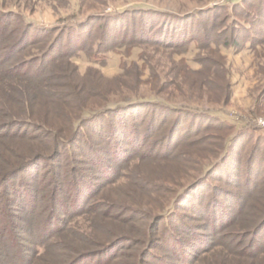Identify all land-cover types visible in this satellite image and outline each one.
Listing matches in <instances>:
<instances>
[{
  "label": "rangeland",
  "instance_id": "1",
  "mask_svg": "<svg viewBox=\"0 0 264 264\" xmlns=\"http://www.w3.org/2000/svg\"><path fill=\"white\" fill-rule=\"evenodd\" d=\"M237 3H243V8L236 19L252 27L255 34L253 47L247 45L242 49L240 46L233 50L219 46L215 52L198 48L204 33L214 34L223 28L226 12L220 10L221 6ZM131 8L168 11L186 17L194 10H208L205 11L207 15L200 19V25L196 22L188 26L179 24L189 34H197L196 43L164 50L132 48L128 46V40L133 34L132 28H138V18L127 16L123 23L124 26L129 25L126 46L119 47L120 39L110 40L111 50L103 64L93 63L85 53L75 56V50H72L69 60L64 61L59 69L63 75L77 72L84 79L83 83L90 82L96 86L97 90L91 95L93 98L87 100L90 112L129 101H167V104L177 108L211 112L231 128L222 130L213 122L203 124L195 120V133L175 145L174 153L167 159H160L164 147L158 139L161 124H156L151 132L144 134L142 117L145 110L142 109V117L138 120L141 141L136 148L137 153L120 166L103 159L104 166L110 165L111 172L107 173L106 167L94 168L95 164L90 161L81 165L75 163L77 172L63 178L60 175L67 166L62 158L57 166L36 167L30 174L15 178L11 184L25 196L34 197L31 200L34 211L27 212L29 204L21 202L20 197L5 209L0 198V264H70L76 253L97 254L91 256L95 257L93 260L77 264H264V257L261 258L264 247L257 256L235 254L252 239L259 247L264 243L260 240L261 234L240 236L237 235L239 232L246 233L247 230L235 227L242 217L249 221L251 213L264 199V174L258 178L255 174L259 164L264 170V145L261 142L254 147V139L245 145L240 139L248 131L253 136L264 135V126H260V121H264V35H261L264 33V18L259 16L264 13V0H0V36L3 29L6 28L8 34L21 23H27L29 28L36 26L49 30L51 32L46 34L33 27L23 45L27 46L29 54L36 55L39 54L38 46L45 50L54 40V52L50 50L49 54L57 61L60 53L73 46L70 40H62L61 32L68 25H81L85 29V34L90 35L85 43L88 48L102 24L98 22L93 26L94 22L90 21ZM253 20H256L255 23ZM212 23L216 24L211 27ZM171 28L169 32L172 34L180 33L181 29ZM123 29L126 31L128 28ZM220 43L222 39L217 41V46ZM7 45V41L0 39L2 69L17 66L29 56L24 55L25 50L20 46L21 49L4 58ZM193 60L200 62L201 66ZM185 61L195 70L213 69L211 80L203 82L195 76H186L181 70ZM137 114L135 111L131 116ZM183 119L186 121L183 127H186L190 118ZM52 121L54 124L50 126L58 130L60 124L54 119ZM33 133L39 138L34 144L40 146L44 141L40 137L42 133ZM235 136V140L238 139L231 143L232 157L218 165L217 174L213 177L220 176L229 168L234 173V167L240 163L237 168L241 174L240 180L237 179L240 184H235V176L230 181L211 179L213 187L201 181L202 184L198 182L192 191L176 198L183 187L201 176L202 169H209L217 162L226 140ZM98 143L103 146L100 141ZM246 177L253 184V192L250 184L247 186ZM22 180L25 183L22 184ZM73 186L80 200V205L76 207L71 202ZM2 192L3 189L0 190ZM7 197L13 198L12 195ZM254 198L256 201H253ZM175 199L174 205L179 207L175 211V220L180 221V226L176 221L172 222L174 234L183 241L177 246L163 236V226L158 223L162 213L170 208ZM233 201L236 203L233 204ZM215 203L234 219V225H224L220 230V223L209 222L210 210L213 215H221L214 208ZM120 204L123 205L121 208L118 207ZM211 206L214 207L210 209ZM62 208L66 210L65 214ZM8 223H11L9 229ZM46 227L54 234L46 240L49 249L44 254L43 250L37 249L42 242L37 238L40 229ZM146 233L150 235L149 240L145 239ZM224 234L236 235L237 241L220 238ZM118 238H121L119 244L104 255L98 254ZM11 239L17 242L13 248L8 247ZM69 245L77 252L67 253L64 247ZM16 250L20 251L18 255L14 252ZM19 257L23 258L22 262Z\"/></svg>",
  "mask_w": 264,
  "mask_h": 264
},
{
  "label": "trees",
  "instance_id": "2",
  "mask_svg": "<svg viewBox=\"0 0 264 264\" xmlns=\"http://www.w3.org/2000/svg\"><path fill=\"white\" fill-rule=\"evenodd\" d=\"M242 5L243 3L231 4L229 6L222 5L220 10L226 12L224 15L225 22L223 23V28L220 31H216L214 34L204 33L198 48L207 52H215L219 46L233 50L240 46L242 49L247 45L249 48L253 47L255 34L252 31V27L236 19L237 15L242 13ZM206 10H208V8L194 10L186 17L185 15H179L168 11L148 8H131L121 13L109 14L101 19L94 18V21H90L94 22L93 26L98 22H102V24L99 25L96 38L88 48L86 42L90 39V35L85 34V29H83L81 25H68L64 31L61 32L63 37L62 40H70V44L73 43V46H69L64 53H60V58L57 61H54L52 55L49 54V51L52 50L54 40L50 42L45 50L38 46L37 51L39 54L36 55L29 54L30 51L26 49L27 46L23 45L28 40V32H30L33 27L36 31L47 32L46 34L51 31L41 30L36 26L29 28L27 27V23L15 25L8 34L6 33V28L3 29L4 31H1L0 39L2 42H8V49L6 48V55H4V58H8L10 56L9 53H13L15 50L21 48L25 50V54L23 53L24 55L29 54V56L17 66L6 67L4 69L0 67V190L3 189L2 194L0 193V198L3 199L2 201L5 209H8L10 204L14 203L15 198L20 197L19 199L21 202L27 205L29 204V207H26L27 212L34 211L31 206V200L34 199V197L31 199L29 196H25L24 192L17 189L11 182L15 178H19L22 174H30V171L36 167L57 166L58 162L61 161L60 159L63 158L67 167H65V171H62L60 176L66 178L69 174L77 172L75 163L81 165L91 161L92 164H95L94 168L96 169H99L98 166L101 167V169L106 167L107 173L111 172L112 169L110 165H107L108 167L104 166L105 163L103 164V159L110 160L114 162V164L117 163L118 166L127 163L132 158V155L137 153L136 148L140 145V123L138 124V120L142 117V109L145 110V116L142 117L145 130L144 134L151 132L156 127V124H161L160 129H162V131L159 130L158 139L162 141L161 146L164 147H162L163 154L159 155L160 159H167V156L174 153L176 149L175 145L186 140L195 133V120H198V123L203 122V124L213 122L222 130H229L231 126L214 116L211 112L188 107L177 108L167 104V101H129L112 108L103 107L99 111L90 112L87 100L93 98L91 95L97 90L96 86L90 82L83 83L84 79L80 77L77 72L63 75L62 71L59 69V66H61L64 61L69 60V54L72 50H75V56L79 53H85L93 63L103 64L107 54L111 50L109 47L110 40L114 39V41H116L120 39L122 42L119 47L126 46L125 41L127 39L126 36L129 34V25L126 24L127 26H124L123 23L127 16L138 18V28L136 30L132 28L133 34L128 40V46L130 45L132 48L141 47L147 49L153 47L154 50H164L180 45L184 46L194 42L196 43L197 34H189L187 31H184L183 27L181 28L179 24L188 26L196 22V24L200 25V19L207 15V12H205ZM259 16L264 18V13H260ZM255 21L256 20H253V23H255ZM215 24L216 23H212L211 27ZM259 24L261 25V22ZM123 27H127L128 29L125 31ZM171 27L174 28L173 30L181 29V34L177 33V35H175V33L172 34L169 32V30L172 29ZM122 31H124V33ZM261 35H264V33H261ZM214 39L216 41H213ZM219 39H222V43L217 46L216 43ZM20 46L21 48H19ZM53 52L54 48L51 53ZM193 62L201 66L200 62L195 60H193ZM2 64L3 61L0 62V66ZM181 70L186 76H195L197 79L199 78L198 80H202L203 82L206 81V79L211 80L212 78L210 72L213 69L209 68L206 70L203 68L195 70L192 69L186 61ZM213 77L218 79L217 75ZM219 78L221 79V77ZM225 98L228 99L227 94ZM37 107L40 110H38ZM139 109L141 111H137ZM135 111L138 114L134 117L133 115L131 116ZM86 113H88L87 116L85 115ZM51 118L54 119V122L56 121L57 124H60L59 126L61 127L58 130L50 126L54 124ZM183 118H190L186 127H183L186 124ZM33 132L42 133L40 137H43L44 141L40 146L34 144L39 138L37 134ZM245 134L240 138L245 145L252 141V139H254V147L261 142L264 145L263 134L253 136L249 131ZM235 138L236 136L230 140H226L222 153L217 157V162L212 164L209 169H202V174L200 172L201 176L194 182L183 187L178 192L176 198H181L192 191L198 186V182L200 184L201 181L213 187V185H211V179L230 181L232 176H235V184L239 182L238 180H240L241 174H239L240 171L238 172L237 168L239 169L240 163L237 164L238 167H234V173L227 167L229 168L228 171H223V173H220V176L213 177L214 174H217L216 172L219 169L218 165L220 163L222 164L224 161H229L230 156L232 157L231 143ZM98 141L103 144L102 147L99 146ZM174 142L175 144H173ZM187 143L189 142H186V144ZM100 154H102V158ZM46 162L49 163L46 164ZM256 169L255 174L257 178L264 174V170L262 171L260 164ZM20 182L23 184L24 181L22 180ZM246 182H249L247 177ZM249 184L250 182L247 186ZM249 186H251L250 188L252 190L253 184L251 183ZM74 188L75 186H73L72 189ZM68 190L71 192V187H69ZM75 191L74 189L71 192L73 193L71 202L74 207L80 205L79 196H76L77 194ZM7 195H12L13 198H8ZM176 200L177 199L172 202L167 211L162 213L160 219L158 218V223H161L163 226V236L173 245L177 246V244L181 245L183 241L174 234L175 227L172 223L176 221L177 225L180 226V221L175 220V211L179 208L174 205ZM253 201H256L255 198ZM235 203L236 202L233 201V204ZM217 205L218 204L215 203V207L211 206L210 209L214 207L217 213L221 215H213L214 212L210 210V215L208 216L209 222L211 224H216V222L220 223V230L224 225H234V219L229 217L225 211L222 212V209L216 207ZM122 206V204L118 205L119 208ZM2 208L4 209V207ZM78 211L79 209L76 208V212ZM62 212L65 214L66 210L62 208ZM10 226L11 223H8V229ZM47 227L45 229H40L37 238L38 241H42L37 245V249L43 250L44 254H46L49 249L46 240L54 234V232H50V229H47ZM235 227H241L247 230L246 233L241 231L237 235L243 236L249 233L255 235L259 233L261 234L260 240L264 242V199L263 203L258 204L256 209L251 213L249 221H245L242 217L241 221L235 224ZM234 236L224 234L220 238H228L232 242H235L237 238ZM120 239L121 238H118L105 246V249L98 252V254L104 255L109 249L119 244ZM145 239L149 240L150 235L146 233ZM10 241L11 244L10 246L8 244V247H15L17 242H15L14 239ZM263 244H260L262 247H259L258 243L253 242L252 239V242L247 243L240 250L237 249L235 254L237 256L244 254L257 256V254L260 253V249L264 247ZM64 248L66 252L70 254L72 251L77 252L76 250L74 251L75 248L73 249L70 245L68 248ZM14 252L18 255L20 251L17 252L16 250ZM182 252H184V249ZM92 254L76 253L70 264H77L79 261L83 260H93L95 257L91 256H96L97 254ZM262 257L264 256H261V258ZM22 259L19 257L20 261Z\"/></svg>",
  "mask_w": 264,
  "mask_h": 264
},
{
  "label": "built area",
  "instance_id": "3",
  "mask_svg": "<svg viewBox=\"0 0 264 264\" xmlns=\"http://www.w3.org/2000/svg\"><path fill=\"white\" fill-rule=\"evenodd\" d=\"M260 126H264V121H260Z\"/></svg>",
  "mask_w": 264,
  "mask_h": 264
}]
</instances>
